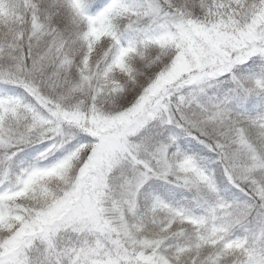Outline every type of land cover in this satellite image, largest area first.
I'll list each match as a JSON object with an SVG mask.
<instances>
[{"label": "snow or ice", "instance_id": "snow-or-ice-1", "mask_svg": "<svg viewBox=\"0 0 264 264\" xmlns=\"http://www.w3.org/2000/svg\"><path fill=\"white\" fill-rule=\"evenodd\" d=\"M0 264H264V0H0Z\"/></svg>", "mask_w": 264, "mask_h": 264}]
</instances>
